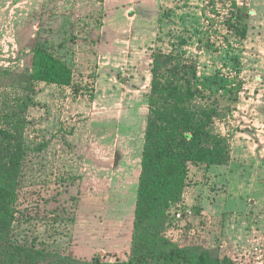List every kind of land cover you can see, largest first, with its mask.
I'll use <instances>...</instances> for the list:
<instances>
[{
    "label": "rangeland",
    "instance_id": "obj_1",
    "mask_svg": "<svg viewBox=\"0 0 264 264\" xmlns=\"http://www.w3.org/2000/svg\"><path fill=\"white\" fill-rule=\"evenodd\" d=\"M212 1L222 7L221 0H0V157L21 156L11 228L20 244L81 261L129 260L152 55L181 34L201 81L222 76L235 87L214 124L229 159L191 166L181 202L161 213L157 231L171 247L264 264V0H236L249 12L239 70L225 52L199 49L203 34L218 39L206 15L221 29ZM39 43L72 69L71 86L27 79Z\"/></svg>",
    "mask_w": 264,
    "mask_h": 264
},
{
    "label": "trees",
    "instance_id": "obj_2",
    "mask_svg": "<svg viewBox=\"0 0 264 264\" xmlns=\"http://www.w3.org/2000/svg\"><path fill=\"white\" fill-rule=\"evenodd\" d=\"M221 2L222 7L212 1L215 7L209 12L219 18L221 29L206 15L208 30L217 34L218 39L203 34L199 49L225 52L239 70L237 46L249 34L248 7L236 0ZM231 38L238 40L234 43ZM184 43L183 35L172 34L170 49L157 48L152 55L149 116L129 260L81 261L22 245L13 238L11 228L16 211L12 201L17 198L21 156L9 150L6 157H0V264H236L205 248L166 245L157 231L161 213L181 202L190 167L223 165L229 159L227 141L215 133L214 124L224 110L222 101L234 99L235 87L222 76L201 81L199 62L187 54ZM27 79L71 86L73 71L46 43H39L34 50L32 74Z\"/></svg>",
    "mask_w": 264,
    "mask_h": 264
}]
</instances>
